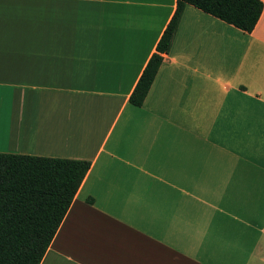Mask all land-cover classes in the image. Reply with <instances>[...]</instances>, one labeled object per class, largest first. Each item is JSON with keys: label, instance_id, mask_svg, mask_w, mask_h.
<instances>
[{"label": "crops", "instance_id": "0c3cea01", "mask_svg": "<svg viewBox=\"0 0 264 264\" xmlns=\"http://www.w3.org/2000/svg\"><path fill=\"white\" fill-rule=\"evenodd\" d=\"M249 33L176 0H0V153L90 167L39 264H264V0Z\"/></svg>", "mask_w": 264, "mask_h": 264}, {"label": "trees", "instance_id": "16d2710c", "mask_svg": "<svg viewBox=\"0 0 264 264\" xmlns=\"http://www.w3.org/2000/svg\"><path fill=\"white\" fill-rule=\"evenodd\" d=\"M186 5L247 33L263 9L260 0H176L175 12L130 94L132 105L143 104ZM89 167L83 160L0 153V264L40 263Z\"/></svg>", "mask_w": 264, "mask_h": 264}]
</instances>
